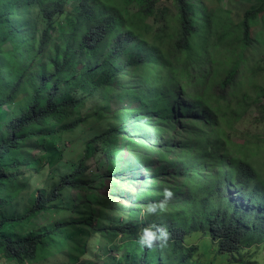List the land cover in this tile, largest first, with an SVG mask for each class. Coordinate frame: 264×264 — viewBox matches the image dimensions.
I'll return each mask as SVG.
<instances>
[{
    "label": "trees",
    "instance_id": "trees-1",
    "mask_svg": "<svg viewBox=\"0 0 264 264\" xmlns=\"http://www.w3.org/2000/svg\"><path fill=\"white\" fill-rule=\"evenodd\" d=\"M47 1L0 0V264H245L264 248V130L239 144L228 134L243 114L264 121V85L246 77H264L248 65L264 2L230 25L172 0L174 23L156 25L157 0H83L71 17ZM127 101L141 105L109 129ZM149 149L168 179H139Z\"/></svg>",
    "mask_w": 264,
    "mask_h": 264
},
{
    "label": "rangeland",
    "instance_id": "rangeland-1",
    "mask_svg": "<svg viewBox=\"0 0 264 264\" xmlns=\"http://www.w3.org/2000/svg\"><path fill=\"white\" fill-rule=\"evenodd\" d=\"M202 6H204L207 10L208 13H214L215 15H220L222 14V19L225 20L227 23L230 25H237L241 22L243 15L246 11L249 9H256L259 7L261 4H263L264 0H225L224 6L222 7L217 3V0H198ZM96 4L98 7L101 5L97 0H89L85 6H89L91 4ZM190 7L193 10V18L195 21H200L202 22V17L203 14L201 13L199 7H196L193 3H190ZM201 8V7H200ZM154 14H156V21L154 20L155 23H158L156 25H159L162 22L163 16L168 15V20L174 23L175 20L174 17L177 16V10L175 8V5L173 4L172 0H157L156 6H155V11ZM153 21H150L151 24L154 23ZM60 23L64 24V19H60ZM40 27V26H38ZM57 29V26H54L49 29V33L55 32ZM252 38L256 42V45L249 53V61L248 65L251 71L256 72L258 75L264 74V25L260 23L259 26L255 27L252 30ZM210 68V67H209ZM210 70H213V68H210ZM246 77H251L253 81H256L259 85H264V77L263 76H253L252 74H247ZM247 87V85L243 81V86L241 88ZM257 87V86H256ZM240 88V89H241ZM250 94H252V90H248ZM255 98V94L253 95V100ZM24 101V96L23 95H18L13 98V102L15 105H10L13 109H19ZM181 100L175 101L176 106L174 107L172 104H168V107H171L173 112L176 111V107L179 104ZM19 108H18V106ZM140 102L136 101L135 103L130 104V101H127L123 104V106L120 109H116V107L113 106V110H116L115 112V118H113V121L119 120L121 117L124 116V114H118L122 109H128L132 110L134 109L135 106L140 107ZM10 107L2 108V111L6 114H9ZM243 120L236 126L235 131H230L229 130V137L231 138L232 141L235 143H243L245 139L243 138H250L255 140L254 136L259 137L262 130H264V121L259 119V117H255L252 114H243ZM95 126H92V129ZM165 142H159L156 144L154 149H157L160 146V144ZM174 145V143H173ZM118 149L122 148V151L125 155H128L129 152L131 151L130 148L125 147L121 144L117 147ZM139 153L141 152V148L137 150ZM151 149H149L146 153V156L144 157L143 154L140 156V159L137 161L140 165H145L147 167L150 166L152 169H155L158 164H161V161L158 160V163H156V158L157 155L152 154ZM36 152V150H35ZM142 153V152H141ZM77 155V152H74L71 156L66 155L65 158H70V157H75ZM169 156H172L171 154ZM254 158V157H253ZM104 162H102L100 165H103ZM107 164V163H106ZM165 166V165H163ZM86 167L88 168L89 173H96L97 172V166L96 163L94 162L93 158H89L86 163ZM168 172H171L170 170ZM87 172L84 176V180L88 184V178H90V175ZM164 173V171H163ZM162 173V175H163ZM108 177L104 181V195H109V190L106 188L112 181L114 175L113 174H107ZM161 175V176H162ZM144 175H140L139 179L141 180ZM160 176V177H161ZM112 177V178H111ZM147 178H150L149 176H146ZM22 178V175H19V179ZM160 179V178H159ZM149 180V179H148ZM130 187H135L134 184L132 183H126L125 187H123V190H126ZM45 194V191L43 189L37 190L36 191V196L38 194ZM75 196L78 197L81 195L80 192L75 191L74 192ZM236 199V197H234ZM122 201V200H120ZM45 220V215H41L38 217L35 221H37L38 224L43 223ZM98 248V247H97ZM215 249H217L215 247ZM103 255L102 253H100ZM253 258L257 263L256 264H264V248L263 247H257L252 250H247V252L244 253V256L238 257L241 262H244L247 264L250 260V258ZM208 259L213 260V251L211 249V252L208 254ZM226 259L223 258L221 255H218V260ZM89 264H94V260L89 261Z\"/></svg>",
    "mask_w": 264,
    "mask_h": 264
},
{
    "label": "clouds",
    "instance_id": "clouds-1",
    "mask_svg": "<svg viewBox=\"0 0 264 264\" xmlns=\"http://www.w3.org/2000/svg\"><path fill=\"white\" fill-rule=\"evenodd\" d=\"M80 2H83V0H48L47 4H45L44 7H49L48 4L52 5L53 7H55L56 8L55 17H71L72 11L79 6ZM91 5H96V4L94 3V4H91ZM91 5H89V6H91ZM21 59L22 58L19 59L20 62H24L25 61L24 58H23L24 60H21ZM134 109H136V106L134 107ZM124 120H126V119L123 116L119 120H116L117 122H115L114 124H111L109 126L110 127L109 129L121 127L122 126V121H124ZM128 135H129V133H126V132L120 133L116 137V139L118 141V145L119 144L123 145L124 144V138L123 137L124 136H128ZM145 138L147 140V137H145ZM156 163H158V158H156ZM153 174H155V170H153V171H151L149 173L148 172L145 173L146 176L153 175ZM164 177L166 179H168V177L164 176V174L161 176V179L164 178ZM116 182H117L118 185H120V181L119 180H116ZM102 191L104 192V189ZM231 191L238 192V189L233 188V189H231ZM164 195H165V197L170 198L171 194L169 192L165 191ZM183 197L186 199L185 195ZM154 210H155L154 207H151V206L147 209V211L149 213L153 212ZM161 232H162V230H161ZM143 237H144V235H143ZM151 239H152L151 236H149V238L147 240L141 238V242L150 244L151 243Z\"/></svg>",
    "mask_w": 264,
    "mask_h": 264
},
{
    "label": "bare ground",
    "instance_id": "bare-ground-1",
    "mask_svg": "<svg viewBox=\"0 0 264 264\" xmlns=\"http://www.w3.org/2000/svg\"><path fill=\"white\" fill-rule=\"evenodd\" d=\"M173 144V143H172ZM137 167H138V170H142V171H139V176L140 175H144L143 177H142V179H141V181L142 180H144V182L146 183V179H145V177H146V175H145V173H149V172H151V171H153V170H159V175L157 176V178L159 179H161V175H162V173H163V169H160V164H158V166H156V168L155 169H152V167L150 168V170L148 169V167L147 166H145V165H140L138 162H137ZM164 168H166V166H163ZM171 172H168L167 173V176L166 177H168V176H170L171 175V173H172V170H170ZM150 178H152L151 177V175H148ZM142 183H143V181H142ZM159 185V184H158ZM156 186H157V184H156ZM187 198L185 199V201H184V203L187 205V206H189L188 205V203H187ZM159 240H161V238L159 237L158 238Z\"/></svg>",
    "mask_w": 264,
    "mask_h": 264
}]
</instances>
